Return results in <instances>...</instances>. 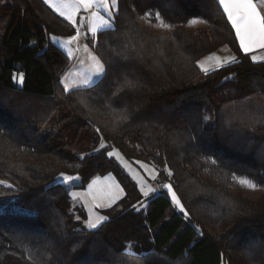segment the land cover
<instances>
[{
	"label": "trees",
	"instance_id": "obj_1",
	"mask_svg": "<svg viewBox=\"0 0 264 264\" xmlns=\"http://www.w3.org/2000/svg\"><path fill=\"white\" fill-rule=\"evenodd\" d=\"M118 6L115 30L98 33L94 47L106 76L93 88L66 93L59 81L71 59L49 37L75 29L43 0L0 2V181L14 185H0V199H16L25 210L0 207V264H33L26 248L35 264L48 256L47 264H122L129 243L155 249L154 264H264V193L253 200L232 189V173L264 183V126L226 123L233 114L259 115L264 63L240 51L216 0H118ZM156 11L175 27L155 31L141 22L150 12L156 24ZM198 18L207 27L189 29ZM223 46L240 62L202 72L196 61ZM20 72L23 84L12 78ZM125 78L140 86L113 96ZM101 137L107 147L94 151ZM113 148L155 165L160 184L172 183L190 220L163 188L143 197L107 155ZM62 172L80 176L82 188L98 175L118 179L125 194L101 210L108 223L81 227L69 188L57 180ZM138 201L146 209L136 211Z\"/></svg>",
	"mask_w": 264,
	"mask_h": 264
},
{
	"label": "snow or ice",
	"instance_id": "obj_2",
	"mask_svg": "<svg viewBox=\"0 0 264 264\" xmlns=\"http://www.w3.org/2000/svg\"><path fill=\"white\" fill-rule=\"evenodd\" d=\"M3 2V0H0ZM43 3L48 5L55 13L60 17H63L72 28L75 29V34L70 35L67 38H62L56 35H51L49 37L51 43L55 46L60 47L65 50L69 58H75L79 61V66L86 71L81 72L79 78L73 82H69V72H66L60 79L59 83L63 85L64 92L78 91L80 89H90L96 86L107 74L108 66L105 60L98 55L93 49L97 43V34L103 33L105 30H115V16L119 10L118 0H43ZM219 8L222 9V14L226 17L227 23L230 24L231 29L235 33V38L239 42V49L246 55L251 54V61L253 63L261 62L264 63V0H216ZM83 11L87 14L86 16H80L77 20V16ZM153 14L146 12L141 19H146L151 23ZM154 19L157 22L154 26L157 28H162L166 30H172L175 26L166 22L161 16L159 11L154 13ZM203 19H192L188 21V26H193L198 23H206ZM85 28L87 29L85 31ZM89 34L91 39L89 43H81L82 40H88ZM161 40L166 39L165 37H160ZM92 45V47L89 46ZM134 49V46H133ZM83 53V56H77L76 53ZM259 52L260 54H254ZM116 55L122 56L123 59L127 60L128 56L123 55L120 52H116ZM159 55L163 56V51L159 52ZM215 61L214 65H207L208 61ZM240 61L235 55L220 57L216 54L205 57L202 60L196 61L200 70L205 74L210 71H215L218 68L225 67L227 65L237 64ZM207 65V66H206ZM13 80L19 84L24 83V73L20 72L13 75ZM140 85L127 78L124 79L123 83L112 93L113 96L118 95L125 89L136 90ZM83 106L88 107L87 102L83 99L78 101ZM259 115L255 117L248 116L247 114H233L226 121L227 125L231 127L234 122L240 124H246L248 120H252L251 127L256 125L264 126V106L258 108ZM212 118L210 116H204L203 120L205 123L209 122ZM121 122L127 121L126 115H121ZM99 132V128H97ZM191 139L195 140L196 137L192 136ZM175 142V141H174ZM107 145L104 142L103 137L100 138L99 149H94V151H99L100 149L106 148ZM109 157L115 156L118 160L122 162L124 167L133 174V179H136L139 186V191L141 195L145 198L150 196L155 197L157 189L148 185L147 182L139 177L138 173H135L128 161L124 160L122 155L115 148L108 152ZM83 158V156L81 157ZM140 168L144 169L148 174L149 178L153 181L157 180L159 172L155 165L151 167L141 161H135ZM211 163L216 164V160L212 159ZM165 171L167 176L171 178L173 173L170 169L165 166ZM78 179V177L67 175L65 173H60L57 177L58 181H62L67 184L71 181ZM108 179V178H106ZM232 181L238 184L242 188H246L250 191H257L264 188V183H258L256 180L246 177L238 176L232 173ZM97 181H93L96 184ZM0 185H3L6 189H14V185L4 183L0 181ZM92 185H89L91 190ZM162 188L167 191L168 196L171 197V202L173 206L178 209L180 213H183V218L185 220H190L189 213L186 211L184 204L181 202L180 197L174 190L172 183H164ZM69 195L75 200L82 194L76 192H70ZM124 195V189L119 186V184L106 185L99 196H93V202L95 207L99 208H112L118 200ZM101 201V202H97ZM138 205H133L136 211H140L141 208L147 207L144 201H138ZM18 212L25 211L24 209L17 208L14 209ZM5 211V209H0V212ZM75 219L80 221L81 218L76 216ZM109 222V217L106 215H93L92 208H89V215L86 220L81 221L85 228L88 230H98L101 226H104ZM62 224V222H61ZM62 230V228H61ZM199 231V229H197ZM203 235L202 232H200ZM29 252L28 259L33 261L35 264V257L31 254L30 250L25 249ZM123 261L122 264H154V260L158 258L159 253L155 249H140L137 250V246L129 243L123 249ZM52 257L48 256L44 258V264L51 261ZM222 264L225 262L222 259Z\"/></svg>",
	"mask_w": 264,
	"mask_h": 264
},
{
	"label": "rangeland",
	"instance_id": "obj_3",
	"mask_svg": "<svg viewBox=\"0 0 264 264\" xmlns=\"http://www.w3.org/2000/svg\"><path fill=\"white\" fill-rule=\"evenodd\" d=\"M198 19H200V18H198ZM141 22L146 24L148 27H150L151 29H153L155 31L165 30L162 28L155 27L154 26L155 24L149 23L146 19H142ZM207 25H208L207 22L206 23H198V24L193 25V26H188V28L193 29V30L197 29V28L201 29V28H206ZM86 30L87 29L85 28V31ZM59 37L67 38V37H63V36H59ZM90 39H91V35L89 34V39L88 40H82L81 43L82 44L83 43H89ZM89 46L92 47L91 44H89ZM63 51L66 52L65 50H63ZM76 55L82 57L83 53L82 52L76 53ZM70 59H71V66H70L69 70H71V72L69 75V82L71 83L74 80H77L79 78L81 72L86 71V69H83L79 66V61L77 59H75V58H70ZM214 64H215L214 60L207 62V65H214ZM69 70L67 72H69ZM113 149H111L110 151H112ZM115 149L119 151V153L122 155L124 160L129 162L132 169L134 170L135 173H138L139 177H142L147 182L148 185L152 186L153 188H156L157 193H159L161 191L162 185L159 182V176H158L157 180H155V181L151 180L149 178L148 174L145 172V170L140 168V166L135 163V161H139V160H134V161L130 160L121 150H119L117 148H115ZM113 157L119 162V164L122 166L124 171L133 179V174L130 173L124 167V165L122 164V162L120 160H118L115 156H113ZM141 162L149 165L150 167L153 165L152 163H149V162H145V161H141ZM156 169L158 170L157 167H156ZM158 172H159V170H158ZM75 177H78V179L71 181L67 184H65V183L64 184L69 188V193L70 192H76V193L82 194L81 196L77 197L75 200H73V198L71 196H70V198H71V202H72V206H73V211L75 212L76 216H79L81 218V220L79 221L81 227L85 228L84 225L81 223V221L86 220L88 218L89 208H92V214L93 215H96V214L105 215L99 207L94 206L93 196H99L106 185H113L114 183L118 184L119 181L118 180H110V179L103 180L105 178L96 177L90 182V184H88L86 187L82 188L79 185H77L78 183H81V177L80 176H75ZM101 177H104V176H101ZM94 180L97 181L96 184H93ZM133 180L137 183L136 179H133ZM115 181H117V182H115ZM60 182H62V181H60ZM89 185H92L91 190L89 189ZM120 187H122L121 184H120ZM138 188H139V186H138ZM232 189H233L234 193L240 194L247 199H253V200L260 198L261 195L264 193V188H261L260 190H257V191H250L246 188L240 187L238 184H235ZM97 202H101V201H97ZM0 207L6 208L9 210L21 208L18 200L9 199V198L8 199H0ZM82 212L85 213V216H83ZM85 229H87V228H85ZM207 229L214 232V230H212V228L210 226H207Z\"/></svg>",
	"mask_w": 264,
	"mask_h": 264
},
{
	"label": "crops",
	"instance_id": "obj_4",
	"mask_svg": "<svg viewBox=\"0 0 264 264\" xmlns=\"http://www.w3.org/2000/svg\"><path fill=\"white\" fill-rule=\"evenodd\" d=\"M80 16H86V14L85 13H83V11H81V13L77 16V20H79V18H80ZM213 54V53H212ZM212 54H210V55H212ZM214 54H216L217 56H220V57H227V56H232V55H235V53H234V51L229 47V46H223L222 48H220V49H218L217 51H215L214 52ZM254 54H257V55H259L260 53L259 52H257V53H254ZM210 55H208V56H210ZM250 56H251V54H249ZM236 56V55H235ZM207 57V56H206ZM205 58V57H204ZM204 58H202V59H204ZM201 59V60H202ZM110 174V175H109ZM109 174H106V175H98V176H95V177H93L92 178V180L94 179V178H96V177H98V178H105V179H103V180H108V179H110V180H118L114 175H112L111 173H109ZM101 176H104V177H101ZM106 178H108V179H106ZM91 180V181H92ZM90 181V182H91ZM90 182L88 183V184H90ZM115 182H117V181H115ZM119 184V186H120V182L118 183ZM122 186V185H121ZM121 188H123V187H121ZM124 194H125V191H124ZM124 196V195H123ZM122 196V197H123ZM119 201V200H118ZM117 201V202H118ZM101 210L102 209H106V208H100Z\"/></svg>",
	"mask_w": 264,
	"mask_h": 264
}]
</instances>
